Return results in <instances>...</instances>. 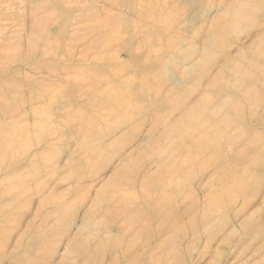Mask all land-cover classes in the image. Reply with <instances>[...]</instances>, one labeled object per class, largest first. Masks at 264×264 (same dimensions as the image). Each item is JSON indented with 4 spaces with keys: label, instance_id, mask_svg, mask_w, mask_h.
<instances>
[{
    "label": "rangeland",
    "instance_id": "rangeland-1",
    "mask_svg": "<svg viewBox=\"0 0 264 264\" xmlns=\"http://www.w3.org/2000/svg\"><path fill=\"white\" fill-rule=\"evenodd\" d=\"M263 39L264 0H0V264H264Z\"/></svg>",
    "mask_w": 264,
    "mask_h": 264
},
{
    "label": "bare ground",
    "instance_id": "bare-ground-1",
    "mask_svg": "<svg viewBox=\"0 0 264 264\" xmlns=\"http://www.w3.org/2000/svg\"><path fill=\"white\" fill-rule=\"evenodd\" d=\"M262 40V39H261ZM264 40V39H263ZM210 42V41H209ZM262 42V41H261ZM251 48V47H250ZM126 49V48H125ZM262 50V49H261ZM222 51V50H221ZM246 51H247V49H246ZM256 52V51H255ZM198 54V53H197ZM264 54V53H263ZM208 55V54H207ZM184 56V55H183ZM189 56V55H188ZM198 56V55H197ZM204 56V55H203ZM241 56V55H240ZM262 56V55H261ZM205 57V56H204ZM232 57V56H231ZM237 57V56H236ZM251 57V56H250ZM185 58H187V57H185ZM191 58V57H190ZM195 58V57H194ZM243 58V57H242ZM252 58V57H251ZM180 59H182L183 60V57L182 58H180ZM188 59H189V57H188ZM234 59V58H233ZM185 60V59H184ZM183 60V64H184V61ZM190 60V59H189ZM192 60V59H191ZM198 60V59H197ZM243 60V59H242ZM254 60V59H253ZM188 61V60H187ZM194 61V60H193ZM203 61V60H202ZM201 61V62H202ZM203 63V62H202ZM181 64V63H180ZM197 65V63H195V66ZM182 66V65H181ZM140 70V69H139ZM119 71V70H118ZM176 71V70H175ZM121 73V72H120ZM121 74H119V76H120ZM175 75H176V73H175ZM141 76H142V74H141ZM171 76V75H170ZM173 76H174V73H173ZM168 79V78H167ZM125 81V80H124ZM127 81V80H126ZM148 81V80H147ZM173 83V82H172ZM183 83V82H182ZM93 84V83H92ZM91 84V85H92ZM114 84V83H113ZM178 84H180V83H178ZM182 84H180L179 86H177L175 89H177L178 87H180ZM93 86V85H92ZM110 86H111V84H110ZM109 86V87H110ZM74 87V86H73ZM72 86H71V88H73ZM91 87V86H90ZM112 87V86H111ZM78 90V89H77ZM91 90V89H90ZM124 90V89H123ZM128 90H129V88H128ZM127 90V91H128ZM126 91V92H127ZM92 92V91H91ZM125 92V91H124ZM124 93V94H127V93ZM87 94V93H86ZM88 94H89V92H88ZM107 95H106V98H105V100H106V103L110 106L109 108H112L113 106H115V105H118L119 104V102H122L123 101V99H121L120 98V96L118 95V94H112L113 96H110V95H108L109 93H106ZM128 94H130V93H128ZM133 94V93H132ZM125 95H123L122 97H124ZM128 96V95H127ZM127 96H125V97H127ZM95 97V96H94ZM97 97V96H96ZM98 99L100 98V97H97ZM130 97H129V100L127 99V101H128V103L130 102ZM133 99V98H132ZM92 100H93V98H92ZM100 101H101V99H100ZM100 101H98V102H100ZM76 102V101H75ZM105 102V101H104ZM125 102V101H124ZM82 103H84L83 101H82ZM76 104H77V102H76ZM99 104V103H98ZM97 104V102L95 103V100H94V105H98ZM125 104V103H124ZM124 104H122V105H124ZM85 105V104H84ZM100 105V104H99ZM102 105V107H104V109H106L105 108V105L102 103L101 104ZM100 105V106H101ZM104 105V106H103ZM119 105H121V104H119ZM87 107H90V105L87 103ZM107 107V106H106ZM118 107V106H117ZM126 107V106H125ZM134 108V107H133ZM118 109V108H117ZM126 109V108H125ZM109 110V109H108ZM120 110V109H119ZM127 110V109H126ZM129 110V109H128ZM137 110V109H136ZM114 111V110H113ZM119 113H120V111H118ZM118 112H117V114H118ZM113 113V112H112ZM111 112H110V115L112 114ZM116 114V115H117ZM127 114H130L129 112L127 113ZM101 115V114H100ZM109 115V116H110ZM113 115V114H112ZM111 115V116H112ZM114 115H115V113H114ZM123 115H124V113H123ZM96 116H98V115H96ZM131 116V115H130ZM82 117V116H81ZM101 117V116H100ZM113 117V116H112ZM89 118V117H88ZM81 119V118H80ZM85 120L86 119H84V122H85ZM109 120V119H108ZM121 120V119H120ZM119 121V120H118ZM122 121V120H121ZM120 122V121H119ZM89 123V122H88ZM92 123V122H91ZM90 123V124H91ZM116 123V122H115ZM118 123V122H117ZM121 123V122H120ZM122 124V123H121ZM80 125V124H79ZM123 125V124H122ZM88 126V125H87ZM90 126V125H89ZM93 126V125H92ZM82 127V126H81ZM88 128H90L91 129V127H88ZM95 128V127H94ZM86 129V128H85ZM123 130V129H122ZM88 131V130H87ZM92 131V130H91ZM121 131V130H120ZM99 132V131H98ZM89 132H87V134H88ZM97 133V132H96ZM88 138V137H87ZM137 140V139H136ZM135 140V141H136ZM130 141V140H129ZM128 141V142H129ZM85 142V141H84ZM135 143V142H134ZM85 144V143H84ZM126 144H127V142H126ZM130 144H132L131 142L130 143H128V146H130ZM83 145V144H82ZM86 145V144H85ZM98 145V144H97ZM102 145V144H101ZM100 145V146H101ZM124 146V145H123ZM94 147V146H93ZM122 148V147H121ZM96 149V148H95ZM127 149V148H126ZM121 150V149H120ZM125 150V149H124ZM97 151V150H96ZM92 152V151H91ZM98 153V152H97ZM120 153V152H119ZM96 154V153H95ZM84 155V154H83ZM161 165H163V163L161 164ZM106 166V165H105ZM102 168H104V166L102 167ZM150 168H151V166H150ZM106 169V168H105ZM103 170V169H102ZM130 170H132V168L130 169ZM130 170H126L125 172H124V174H123V180L121 181V178L120 179H118L117 181H116V185H121V184H125V185H130V184H132L131 182H130V180H131V178L134 176V180H133V185L132 186H135L136 185V183L138 182L139 184H140V187H139V191H140V199L139 200H132L131 201V198L130 197H125V196H123L121 199H118V208H116V211L117 212H119L120 214H122V213H132L131 214V217H130V220L131 221H133L132 223V225L131 226H134V228H136V229H139V230H141V231H143V232H145V233H147V234H154V235H156V236H159V237H163L162 238V245L163 246H165V242L166 241H169V237L171 236V238H176V236H174V234H172L173 232H174V227H172L173 225H171V224H169V222H168V219H169V217L171 216L172 217V215L173 214H175L176 216L178 215V211L176 210V209H174L173 207H172V205H171V203L169 204H166V201H167V195H166V193L164 192V191H166V190H168V188L169 187H167L168 185H166V186H162L161 184H159L158 183V185H156V181L154 182V181H152L151 182V184H152V186H148V189H152V192L151 193H147V192H145V190H144V188L146 187H144V182H145V179L143 178L144 176L143 175H148V173H149V171H147L146 172V174H144L143 173V175L141 176V177H139V178H137L136 176H137V174L136 173H131V171ZM100 171V170H99ZM126 172H127V174H126ZM138 172H140V170H137V173ZM141 173H142V171H141ZM98 174H99V172H98ZM84 176V175H83ZM87 177V176H86ZM148 177V176H147ZM85 179V178H84ZM88 180H90V179H88ZM87 180V178H86V181H88ZM93 180V179H92ZM75 181V180H74ZM91 181V180H90ZM94 181V180H93ZM147 181V180H146ZM119 182V183H118ZM92 183V182H91ZM90 185V184H89ZM96 185V184H95ZM161 185V186H160ZM161 187V188H159V189H161V190H158V187ZM170 189H172V188H170ZM158 190V191H157ZM174 190V189H173ZM118 196V195H117ZM116 196V197H117ZM115 200V199H114ZM114 202V201H113ZM116 204V203H115ZM112 205V204H111ZM115 207V206H114ZM86 214V213H85ZM115 217H112V219H111V227H113L114 229H117L118 231L122 228V222L120 223L119 222V219H118V214L116 213L115 215H114ZM128 219V218H127ZM127 219H126V221H127ZM99 225V224H98ZM52 226V225H51ZM108 227H110V226H108ZM129 229H130V227H129ZM126 230V229H125ZM131 230V229H130ZM123 232H124V230H123ZM102 233V232H101ZM134 234V233H133ZM180 234V233H179ZM97 235V234H96ZM128 235V234H127ZM95 237H97V236H95ZM124 237H125V235H124ZM127 237V236H126ZM101 238V237H100ZM119 238V237H118ZM117 238V239H118ZM91 239V238H90ZM94 239V238H93ZM96 239V238H95ZM94 239V240H95ZM110 239V238H109ZM108 239V240H109ZM94 240H92V241H94ZM107 241V240H106ZM160 242V241H159ZM131 245V244H130ZM161 245V246H162ZM157 246H158V244H157ZM29 247V246H28ZM26 249V248H25ZM91 249V248H90ZM131 249V248H130ZM133 249V248H132ZM67 250V249H66ZM115 250V249H114ZM119 251H121V250H119ZM106 252V251H105ZM114 252V251H113ZM112 252V253H113ZM35 253V252H34ZM99 254H101L100 252H99ZM104 255V254H103ZM33 257H34V255H32ZM150 257H151V255H150ZM30 259V256H28V260ZM85 259V258H84ZM150 259V258H149ZM32 260V259H31ZM31 260H29L30 261V263H32V261ZM87 260V259H86ZM88 261V260H87ZM94 261V260H93ZM128 261V260H127ZM132 261V260H131ZM130 261V262H131ZM20 262H22V261H20ZM25 262H27V260H25ZM86 262V261H85ZM19 263V262H18ZM128 263H129V261H128ZM131 263H133V262H131ZM130 263V264H131ZM138 263V262H137ZM152 263V262H151ZM12 264V263H11ZM20 264V263H19ZM27 264V263H26ZM29 264V263H28ZM127 264V263H126Z\"/></svg>",
    "mask_w": 264,
    "mask_h": 264
}]
</instances>
